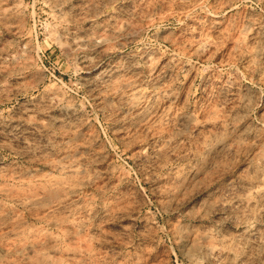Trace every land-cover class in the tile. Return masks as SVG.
Here are the masks:
<instances>
[{"label": "rangeland", "instance_id": "rangeland-1", "mask_svg": "<svg viewBox=\"0 0 264 264\" xmlns=\"http://www.w3.org/2000/svg\"><path fill=\"white\" fill-rule=\"evenodd\" d=\"M0 264H264V0H0Z\"/></svg>", "mask_w": 264, "mask_h": 264}]
</instances>
